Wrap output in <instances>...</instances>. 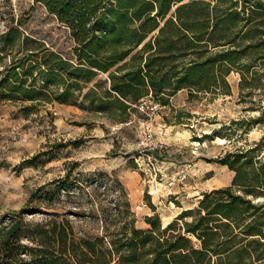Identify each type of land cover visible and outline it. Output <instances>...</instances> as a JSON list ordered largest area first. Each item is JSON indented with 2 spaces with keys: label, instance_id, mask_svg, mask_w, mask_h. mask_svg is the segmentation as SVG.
Returning a JSON list of instances; mask_svg holds the SVG:
<instances>
[{
  "label": "trees",
  "instance_id": "obj_1",
  "mask_svg": "<svg viewBox=\"0 0 264 264\" xmlns=\"http://www.w3.org/2000/svg\"><path fill=\"white\" fill-rule=\"evenodd\" d=\"M36 1L68 26L72 57L25 50L0 80V100L27 101L25 108L73 102L98 73H107L108 85L98 92L96 82L85 97L123 116L148 96L165 105L182 89L190 98L229 93L232 71L240 101L254 104L252 91L264 87V0ZM263 142L264 135L226 151L217 161L233 172L231 183L203 191L195 208L163 228L147 216L145 229L130 220L86 235L56 213L41 221L25 220L24 210L0 217V264H264V158L252 152Z\"/></svg>",
  "mask_w": 264,
  "mask_h": 264
},
{
  "label": "rangeland",
  "instance_id": "obj_2",
  "mask_svg": "<svg viewBox=\"0 0 264 264\" xmlns=\"http://www.w3.org/2000/svg\"><path fill=\"white\" fill-rule=\"evenodd\" d=\"M42 46L71 58L75 44L39 1L0 0V80L22 52ZM226 79L229 93L190 98L182 89L161 104L151 129L162 152L141 144L144 112L132 106L123 116L85 97L96 82L98 92L108 85L107 73L84 82L73 102L25 108L27 101L0 100V217L24 210L25 220L41 221L56 213L77 234L102 235L130 220L148 228L147 216L163 226L195 208L203 190L231 183L218 158L264 135V87L252 91V104L249 96L240 101L238 72ZM252 152L264 158V142Z\"/></svg>",
  "mask_w": 264,
  "mask_h": 264
},
{
  "label": "built area",
  "instance_id": "obj_3",
  "mask_svg": "<svg viewBox=\"0 0 264 264\" xmlns=\"http://www.w3.org/2000/svg\"><path fill=\"white\" fill-rule=\"evenodd\" d=\"M135 107L144 112L147 118L146 122L143 123L142 128L141 144L143 148L148 152H162L165 149V146L162 142H159L154 138L151 129V121L154 119L155 115L160 109L161 104L153 98L144 97L137 102ZM146 156L149 159V162L151 163L150 154H146Z\"/></svg>",
  "mask_w": 264,
  "mask_h": 264
},
{
  "label": "crops",
  "instance_id": "obj_4",
  "mask_svg": "<svg viewBox=\"0 0 264 264\" xmlns=\"http://www.w3.org/2000/svg\"><path fill=\"white\" fill-rule=\"evenodd\" d=\"M212 188H214V187H211L210 189H212ZM203 191H205V190H203ZM168 222H169V220H168Z\"/></svg>",
  "mask_w": 264,
  "mask_h": 264
},
{
  "label": "water",
  "instance_id": "obj_5",
  "mask_svg": "<svg viewBox=\"0 0 264 264\" xmlns=\"http://www.w3.org/2000/svg\"><path fill=\"white\" fill-rule=\"evenodd\" d=\"M165 225L162 226V228L164 227Z\"/></svg>",
  "mask_w": 264,
  "mask_h": 264
},
{
  "label": "bare ground",
  "instance_id": "obj_6",
  "mask_svg": "<svg viewBox=\"0 0 264 264\" xmlns=\"http://www.w3.org/2000/svg\"><path fill=\"white\" fill-rule=\"evenodd\" d=\"M166 219H168V217H166Z\"/></svg>",
  "mask_w": 264,
  "mask_h": 264
}]
</instances>
